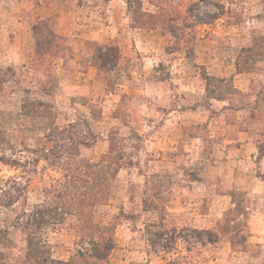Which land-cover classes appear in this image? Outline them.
I'll use <instances>...</instances> for the list:
<instances>
[{
  "label": "rangeland",
  "instance_id": "obj_1",
  "mask_svg": "<svg viewBox=\"0 0 264 264\" xmlns=\"http://www.w3.org/2000/svg\"><path fill=\"white\" fill-rule=\"evenodd\" d=\"M5 23L20 25L25 45L18 64L1 58L12 48L8 36L0 46V264L231 260L220 245L205 246L210 241L200 229L216 219L219 236L234 229L238 239L248 234L246 217L231 224L238 209L225 214L213 209L218 187L220 192L238 188L229 172L235 164L250 178L260 177L249 191L264 205V189L259 190L264 183V0H0V28ZM79 32L83 35L73 36ZM68 37L79 39L80 46ZM14 42L13 55L21 61V41ZM238 67L246 70L240 73ZM240 74L246 76L236 77ZM143 75L153 80L194 75L192 104L211 109L210 98L216 96L230 98L231 108L242 107L240 113L229 111L228 118L240 122L257 144L252 170L248 163L238 164L236 145L227 143L233 161L226 168L221 146L213 153L219 160L215 170L207 142L201 159V143L192 146L186 138L162 159L157 151L163 143L144 136L149 111ZM154 101L166 105L171 99L165 94ZM203 117L200 113L198 119ZM200 134L207 137L206 128ZM191 179L200 183H193L185 197L208 216L198 229L182 222V236L172 241L169 222L176 219L169 220L172 214L167 217L163 203L173 188ZM235 189L236 200L248 204V192ZM164 218L170 228L165 226L168 232L161 237ZM164 243L170 252L161 251ZM262 245L240 263L264 264ZM222 260L217 264H226Z\"/></svg>",
  "mask_w": 264,
  "mask_h": 264
},
{
  "label": "crops",
  "instance_id": "obj_2",
  "mask_svg": "<svg viewBox=\"0 0 264 264\" xmlns=\"http://www.w3.org/2000/svg\"><path fill=\"white\" fill-rule=\"evenodd\" d=\"M5 16L6 14L3 13ZM113 14V12H112ZM8 15V14H7ZM8 24V25H7ZM1 25V24H0ZM7 28V29H4ZM32 30V29H31ZM82 32L88 30L81 29ZM7 31V35L4 33ZM28 31V29H27ZM26 32V31H25ZM32 31H29V34ZM56 32L59 34H62L61 29L56 28ZM100 32V31H98ZM15 34V36H14ZM28 34V35H29ZM83 34L75 33L73 36L79 37ZM9 38V41L7 42V47H12L13 49L15 42L14 41H21L20 49L21 51V61L16 60L14 57V51L12 48L7 50L4 55H2L3 58H10L8 64H18V62H22L23 58V49H24V36L22 33V29L20 25H12L11 23H5V25L0 28V46L6 43V38ZM32 36H34V33H32ZM23 37V39L21 38ZM87 38H91V36L87 35ZM68 42L71 44V41H74L76 44L73 46L78 47L81 44V41L78 39L75 41V39H71L68 37ZM90 40H93L92 38ZM244 40V39H243ZM15 60V61H14ZM14 62V63H13ZM242 73V72H240ZM246 75H236V77H245ZM143 79L142 83V92L144 93V105L146 108V111H149V117H147V130H149V133H145L144 136L148 139L149 142L152 144H156V141L162 142L163 146L161 147L163 151H157V154H161L164 158H167L168 155H166L168 152L167 149L170 150H176L179 149V145L188 141L189 145L195 146L197 142L201 143V145L198 147V152L201 155V159L204 158V148H205V142H207L208 145V155L207 159L209 161V164L213 166V169L219 168L217 166L218 159L214 158L213 153H217V148L222 147V153L224 154L222 160L223 165L226 168V165L228 166L233 161V155L232 153L227 154L226 146H224L225 143L228 145L235 144L236 147H233L237 150L236 154L234 155L237 158L238 164H241L242 162L248 163L249 170H252L253 167H250V164H254L256 159L258 158V147L255 143V140L251 135H249V132L246 128H241L240 122L237 121L233 122L228 118L229 111H236L237 113L242 112L244 109L242 107H237V109L231 108V102L230 98H223V97H216L212 96L210 98V107L211 109L201 110L199 106L192 104L190 101L192 100L194 93L193 88L195 85L194 78L196 76L194 75H169L168 78L165 79H159L153 80V78L149 75H143L141 76ZM174 82V83H173ZM180 82V83H179ZM168 83L165 86V84ZM166 87V90L165 88ZM186 90V91H183ZM169 91V93H168ZM167 94V96L171 99L169 104H159L157 105L155 103L156 96H164ZM187 96V97H186ZM186 97V98H185ZM158 100V99H157ZM214 102V103H212ZM215 102H219L221 104V108H217ZM205 112H210L209 116L206 117ZM202 114L204 117L202 120L198 119L199 114ZM227 114V118H226ZM183 116H189V117H197V121H193V119L189 121H185L182 119ZM202 123V124H201ZM206 128L207 130V137L200 134V129ZM191 131V133L187 134L186 131ZM157 136V140L152 139V137ZM177 142V143H174ZM176 144V146H171ZM156 154V153H155ZM175 157L172 159L178 158V155H175V153H172ZM235 159V158H234ZM214 164V165H213ZM230 166V165H229ZM228 166V167H229ZM235 167L229 171L230 174H232V178L234 182L238 185L237 187H229V189H226L225 191L220 192V187H218V190L214 192V195L218 198L216 202L213 201L214 210L216 213L225 214L224 212L226 210H236L238 209L237 213V219L232 220L231 224H235L237 221H240L242 217H246L247 224L249 226V232L248 234L240 239L237 238V231L234 229L230 235H221L219 236L216 234L215 230H221L220 224L221 221H218V223H215L217 220L214 219L215 222L209 221L205 227H202L200 230H211L213 234L215 235L213 242H207L205 246H210L211 248H216L220 245V247L224 250L221 251V254L225 252L226 255H232L231 260H222L220 258L218 259H212L204 264H217L219 260H222L224 263L227 264H241L240 262L244 261L243 259L246 256H252L253 251L252 248L263 244L264 246V205L259 206L257 202H255V196L254 191L249 190H255V185L257 181L260 179L259 176L255 175V178H250L248 173L246 174L243 172L239 167ZM252 166V165H251ZM227 167V168H228ZM216 170V169H215ZM246 170V169H245ZM232 180V179H230ZM256 180V181H254ZM198 180L191 179L187 181V183H181L179 186V190H183L184 196L175 195L177 192V188H173V193L171 192L170 195H168V199L163 203L164 209L167 210V217L169 213L170 215L169 220H171V217H175L176 220H171L170 225L171 229L176 228L178 229L180 224L182 222H185L187 227L190 225L193 227V229H198V225H200L202 222H200L201 219L207 218L208 215L201 214L198 210H194V205L192 202H189L188 198L185 197V194H189L188 192H192L195 186H193V183H200ZM203 183V182H201ZM250 183L251 185H249ZM248 185V186H247ZM236 188V189H235ZM246 190L248 193L247 195L251 197V199H247L246 202L248 204H244V202H240L236 200L235 194L233 190ZM264 189V183L263 187L260 186L259 190ZM189 190V191H188ZM256 192V191H255ZM175 193V194H174ZM177 196V197H175ZM215 197V198H216ZM177 198V199H176ZM254 201H253V200ZM185 201V203H183ZM176 202H180L176 203ZM175 205V206H174ZM218 206V207H217ZM175 207L181 208V211L176 209ZM155 209V208H154ZM191 209V210H190ZM149 211L152 209H148ZM156 210V209H155ZM185 210V211H182ZM174 213H173V212ZM165 213V211H164ZM191 214L192 217H189ZM195 215H198V220H193L195 218ZM224 216V215H223ZM189 217V218H188ZM191 218V219H190ZM188 219V220H187ZM168 219L164 218L163 222L164 226L170 228L167 223ZM165 227V228H166ZM220 227V228H219ZM206 228V229H204ZM242 239V240H241ZM248 243L250 244L248 246ZM258 248V246H257ZM187 250L191 251L192 248H187ZM177 253H180V250H177ZM254 257V256H253ZM226 261V262H225ZM181 264V263H179Z\"/></svg>",
  "mask_w": 264,
  "mask_h": 264
},
{
  "label": "trees",
  "instance_id": "obj_3",
  "mask_svg": "<svg viewBox=\"0 0 264 264\" xmlns=\"http://www.w3.org/2000/svg\"><path fill=\"white\" fill-rule=\"evenodd\" d=\"M244 51H247V50H244ZM238 69H239V72H244L246 69H244V68H240V67H238ZM207 79H209V77L207 76L206 77ZM170 230H172L173 232H172V234H173V236L171 237H169V239H172V241H175L179 236H178V234L180 233V236H182L181 235V232H178L179 230L178 229H176V228H172V229H170ZM167 229H165V227H163V230H162V233H160V235H161V237H162V235H166L167 234ZM204 232L206 233V235L208 236V240L210 241V242H213L214 241V234H213V232L211 231V230H204ZM150 234L152 233V231H150L149 232ZM167 238V237H166ZM166 240H168V239H166ZM149 242H151L152 243V245L153 246H158L159 245V243L156 241V240H154L153 238H151V237H149ZM160 248H162L161 249V251H164V252H166V253H168V252H170L168 249H169V245H167V243H164V244H160Z\"/></svg>",
  "mask_w": 264,
  "mask_h": 264
}]
</instances>
